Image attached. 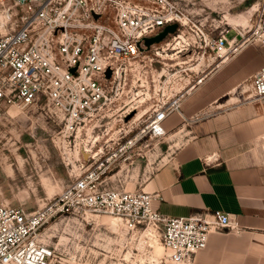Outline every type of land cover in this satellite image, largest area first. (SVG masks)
I'll return each instance as SVG.
<instances>
[{"label":"built area","instance_id":"obj_1","mask_svg":"<svg viewBox=\"0 0 264 264\" xmlns=\"http://www.w3.org/2000/svg\"><path fill=\"white\" fill-rule=\"evenodd\" d=\"M13 1L20 24L0 37V106L46 107L62 124L59 139L69 151L86 142L84 162L90 165L44 208L29 211L19 205L0 206V264H64L56 249L45 242L42 230L52 221L92 213L117 217L131 235L153 228L173 264H192L214 233H241L234 220L219 211L167 217L151 207L157 194L110 186L109 166L94 165L103 149L90 154L86 148L89 139L96 141L88 135V125L94 127L98 121L94 122V113L112 103L111 98L120 94L132 73L141 70L149 54L158 55L152 52L164 40L146 47L145 39L169 25H176L175 32L167 35L173 36L176 54L208 46L222 61L223 56L234 55L246 45L264 47V0L253 4L256 8L247 30L228 27L218 33L205 31L177 0ZM230 32L234 35L229 38ZM166 45L162 51L168 49ZM202 80L200 77L194 85ZM150 82L161 90L159 101L136 135L123 144L117 142V149L104 160L106 164L114 165L144 138V143L162 139L164 121L179 111L184 96L172 94L161 76H151ZM143 84H139L141 96L146 99L149 92ZM249 90L254 100L264 99V66L250 78Z\"/></svg>","mask_w":264,"mask_h":264},{"label":"rangeland","instance_id":"obj_2","mask_svg":"<svg viewBox=\"0 0 264 264\" xmlns=\"http://www.w3.org/2000/svg\"><path fill=\"white\" fill-rule=\"evenodd\" d=\"M177 1L199 20L205 31L215 30L218 33L228 27H236L229 25V20L238 19L257 0ZM251 21L252 15L242 28L247 30ZM18 24L20 22L14 1L0 0V37L17 29ZM232 35L230 33L228 37ZM166 44H169L168 49L162 51L161 48H166ZM252 46L256 50L246 52L244 59L246 80L234 92L236 101H231L250 106L262 100H254L252 97L249 77L254 74L257 66L264 64V47ZM156 52L158 55L155 57L149 54L150 61L146 58L141 64V70L131 74L126 84L121 86L120 94L111 98V104L107 102L102 110L94 113V122L98 120L94 127L93 123L88 125V135L95 137L96 141L93 143L89 139L86 148L91 150L90 154L103 149V153L95 158L94 165L102 162L103 168L109 166V185L128 192L140 190V186L150 176L169 164L177 150L195 135V126L191 124L198 116L219 113L223 101L227 99L221 96L222 93L211 94L212 101L217 102L212 107L210 105L206 108L205 105L198 113L189 114L187 110L189 120L184 126H178L162 139H149L145 142L147 147L141 145L142 142L145 144L144 138L135 144L133 151L121 156L114 165L106 164L104 160L117 149V142L123 144L126 139L136 135L159 101L161 90H158V86L152 87L151 76H161V80L166 81V87L173 89L172 94L178 92L185 96L202 76V70L208 66L216 67L220 63V59L216 58L208 46L189 48L176 54L173 36H167L152 53ZM140 82L147 86L150 98L142 99ZM173 113L184 117L180 109ZM57 119L42 105L0 106V206L19 205L29 211L44 208L62 192L68 181L82 176L89 167L90 163L84 162L87 156L83 152V144L86 142L69 151L59 139L62 124ZM109 217L114 216L92 213L64 221H52L44 227L42 235L45 242L56 249L64 264H173L161 246L156 230V244L151 247L144 243L139 234L127 233L124 226L119 225L118 229L113 227ZM230 234L246 242L240 243L242 247L250 245L241 233ZM140 240H143V245ZM248 247L250 256L246 261H264V249L261 251L259 246L254 249L253 244Z\"/></svg>","mask_w":264,"mask_h":264},{"label":"crops","instance_id":"obj_3","mask_svg":"<svg viewBox=\"0 0 264 264\" xmlns=\"http://www.w3.org/2000/svg\"><path fill=\"white\" fill-rule=\"evenodd\" d=\"M253 49L256 50L246 45L234 55L223 56L216 67L202 70V82L193 85L182 99L180 111L184 117L172 113L164 121L166 134L184 126L189 120L187 115L200 112L205 105L212 107L217 101H212L211 94L227 97L222 110L211 116H198L191 124L195 135L140 190L157 194L151 207L167 217L214 211L228 215L248 243L263 251L264 99L253 106L231 102L236 101L234 92L246 80L245 54ZM262 66H257L255 72ZM230 233L225 230L212 234L207 248L195 255L192 264H264L246 261L250 245L248 249L242 247L240 243L246 242Z\"/></svg>","mask_w":264,"mask_h":264},{"label":"bare ground","instance_id":"obj_4","mask_svg":"<svg viewBox=\"0 0 264 264\" xmlns=\"http://www.w3.org/2000/svg\"><path fill=\"white\" fill-rule=\"evenodd\" d=\"M244 0H241V2ZM256 5H253L252 7L249 8L248 11L246 12H242L239 15L238 19H230L229 20V25L231 26H236V27H243L246 25V23L248 22L250 16L253 14V12L255 11ZM109 222L110 224L113 225V227H115L116 229H118L119 225H123L122 222H120V220L117 217H109ZM141 236V238L144 240V243H146L148 246H154L156 244V240H155V236L156 232L154 231V229H147L145 231H143L142 233L139 234ZM139 236V237H140ZM143 240H140V244L143 245ZM159 241V240H158ZM161 244V243H160ZM162 246V245H161Z\"/></svg>","mask_w":264,"mask_h":264},{"label":"water","instance_id":"obj_5","mask_svg":"<svg viewBox=\"0 0 264 264\" xmlns=\"http://www.w3.org/2000/svg\"><path fill=\"white\" fill-rule=\"evenodd\" d=\"M176 30V25H169L166 28H164V30L158 34L157 36L153 37V38H147L145 39V46L146 47H150L153 44H157L160 43L161 41H163L168 34H173Z\"/></svg>","mask_w":264,"mask_h":264}]
</instances>
